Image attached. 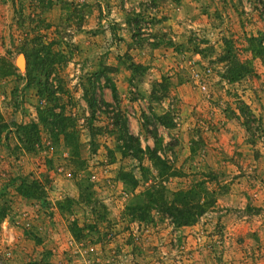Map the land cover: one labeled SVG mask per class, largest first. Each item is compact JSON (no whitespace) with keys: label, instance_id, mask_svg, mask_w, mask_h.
<instances>
[{"label":"rangeland","instance_id":"1","mask_svg":"<svg viewBox=\"0 0 264 264\" xmlns=\"http://www.w3.org/2000/svg\"><path fill=\"white\" fill-rule=\"evenodd\" d=\"M36 33L64 60L46 81L75 156L37 121L46 101L22 54ZM250 37L264 48V0H0V264H264V53L252 56ZM163 114L172 128L157 124ZM117 116L140 163L115 150ZM30 123L38 141L26 151L13 125ZM30 181L39 198L17 193ZM180 201L206 210L175 227L163 209Z\"/></svg>","mask_w":264,"mask_h":264},{"label":"trees","instance_id":"2","mask_svg":"<svg viewBox=\"0 0 264 264\" xmlns=\"http://www.w3.org/2000/svg\"><path fill=\"white\" fill-rule=\"evenodd\" d=\"M132 13V12H131ZM134 16L133 14L127 16L126 22L129 28L130 36L133 42L140 44L138 41L142 39L137 38V21L135 19H130V17ZM131 24V25H129ZM133 26L134 29L130 28ZM40 36L36 33L35 38L33 39V46L29 48L28 46H24L22 49V54L25 58L24 72L26 75L27 83L33 85L37 90V96L39 99H45L46 105L41 109H37V121L38 124L47 132L51 139L57 140L61 138L63 144L74 151V156L76 152V143L74 140V133L71 131V122L70 118L64 115V111L61 105L55 104L56 98L53 97V90L51 83L46 81V78L52 72V68L64 60H62L61 55L58 53H52L48 49V46H44L40 44ZM260 39L256 37H250L248 39L249 50L252 53L253 57H257L258 59H263L264 48L260 47ZM151 46H159L162 44L161 40L157 42L148 43ZM264 66V65H263ZM240 74H249L251 72L250 63L249 66H245L240 68ZM37 75L38 78L34 79L30 75ZM232 79V81L239 79L241 76ZM39 76L44 78L43 81L39 79ZM161 81H164L162 79ZM109 92L113 104L118 103L116 90L113 86L109 87ZM89 109L94 106V100H89L88 102ZM57 109V111H55ZM155 120L158 125L162 126L165 129L172 128L173 124L171 120L168 118L166 114L162 116L155 117ZM116 125L120 126L118 129V137L117 140H121V146L115 147V150L120 154V156L129 157L137 163H140L143 156L144 151L140 148L139 141L136 137L130 134L125 128V121L120 118L115 117ZM15 130V136L18 139V142H22V146L26 151H29L32 147L33 143L38 141L37 128L36 124H24V125H13ZM8 129V126L5 123H1L0 121V131ZM151 137L153 138L154 146L153 149L147 150V157L151 161H156L157 163H161V160L155 155L156 147L158 146V140L155 139V133L152 131H147L144 129ZM141 170V168H140ZM120 183L123 185L132 184L135 181L132 176L126 172H119L117 176ZM40 186L36 181H30L29 183H21L19 187L16 188L18 194L22 197L27 198H39V192L43 195V189L40 191ZM187 202L182 203L180 201L179 205L170 204L164 207V212L171 218V223L175 227L180 226H189L194 223L195 216L202 215L206 206L204 202H200L199 204H194L193 207L186 205ZM196 209V213L194 215L191 213V209ZM28 264H45V263H28ZM49 264V263H47Z\"/></svg>","mask_w":264,"mask_h":264},{"label":"crops","instance_id":"3","mask_svg":"<svg viewBox=\"0 0 264 264\" xmlns=\"http://www.w3.org/2000/svg\"><path fill=\"white\" fill-rule=\"evenodd\" d=\"M235 222L236 223H238V224H235V228L238 230L237 232H239V230L242 228V229H248V227H244L243 225H242V223L244 222H239V221H236L235 220ZM250 228V227H249ZM252 230H253V228H252ZM256 232H259V231H256ZM252 234V233H251ZM247 237H249L248 239L249 240H251V241H255V238H254V236L253 235H250V236H247ZM258 239H259V241L260 240H262V239H264V234L263 233H261V234H259L258 235Z\"/></svg>","mask_w":264,"mask_h":264},{"label":"built area","instance_id":"4","mask_svg":"<svg viewBox=\"0 0 264 264\" xmlns=\"http://www.w3.org/2000/svg\"><path fill=\"white\" fill-rule=\"evenodd\" d=\"M208 73H209V70H205L203 75H207ZM197 75H198V73H194L192 75V79L195 81L196 84L199 85L200 90L204 91L205 90V86L202 83H200V80H199Z\"/></svg>","mask_w":264,"mask_h":264},{"label":"water","instance_id":"5","mask_svg":"<svg viewBox=\"0 0 264 264\" xmlns=\"http://www.w3.org/2000/svg\"><path fill=\"white\" fill-rule=\"evenodd\" d=\"M21 57V56H20ZM22 58V57H21Z\"/></svg>","mask_w":264,"mask_h":264}]
</instances>
